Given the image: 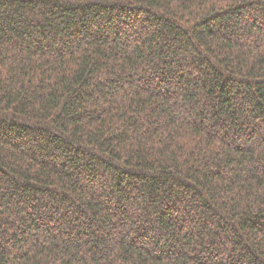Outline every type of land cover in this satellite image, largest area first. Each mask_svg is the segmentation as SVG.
Returning <instances> with one entry per match:
<instances>
[{"label": "trees", "instance_id": "obj_1", "mask_svg": "<svg viewBox=\"0 0 264 264\" xmlns=\"http://www.w3.org/2000/svg\"><path fill=\"white\" fill-rule=\"evenodd\" d=\"M0 264H264V0H0Z\"/></svg>", "mask_w": 264, "mask_h": 264}]
</instances>
